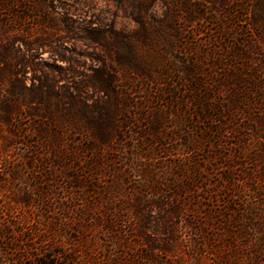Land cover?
I'll return each instance as SVG.
<instances>
[{
	"label": "rangeland",
	"instance_id": "1",
	"mask_svg": "<svg viewBox=\"0 0 264 264\" xmlns=\"http://www.w3.org/2000/svg\"><path fill=\"white\" fill-rule=\"evenodd\" d=\"M135 1L13 0L0 9V21L8 24L12 15L11 8L7 9L11 4L21 16L10 25L14 30L8 38L9 49H1L14 57L12 68L17 76L11 87L20 88L23 98L29 97L36 108L48 97L52 103L64 105L68 102L66 97L72 96L83 107L84 114L92 117L91 112L109 105L115 125L122 131L118 133L114 150L93 156L101 159L100 163L104 162L103 167L89 171L92 154L81 152L85 151L86 138L91 133L81 134L70 125L58 128L54 122H45L51 125L53 132L69 139L63 143L64 154L59 155L62 159L66 156L67 162L61 168L56 166V156L45 155L44 145L38 143L37 131L43 123L38 118L28 117V113L22 111L10 127H0V207L6 209L13 205L9 203L13 196H30L32 202L35 201L34 206L18 205L13 215L4 210L7 213L4 222L21 218L23 226L18 229L24 232L20 236L7 235L8 240H16L9 245L11 258L7 255L1 259L6 263L10 261L8 264L13 261L34 264L28 258L33 255L36 260L47 256L53 259V264H72L62 258L73 257H77L76 264L99 260L104 261L103 264L108 260L122 264L123 258L128 256L145 257V248L137 247V238H130L129 234L130 226L137 223L136 218L119 208L124 202L134 201L136 205L139 200L137 217L140 226L146 225L139 228L149 231L151 237L161 238V232L156 234V231H161L166 220L174 221L176 241L171 244L178 246V257L187 261L189 258L182 251L197 234L189 222L200 224L203 231L210 233L206 224L213 225L214 217L222 215L223 209L243 206L241 200L231 202L226 190L219 188L223 185L222 178L232 176L222 165L240 163L230 157L239 153L235 145L237 138L230 135L222 138L223 147L199 140L200 127L204 125L195 122L193 104H181L183 94L178 90L181 83L176 79H166L164 86L153 85L146 91V77L132 76L130 80L124 74L120 77L116 63L120 58L126 60L128 54L121 57L114 46L122 36L139 30L129 8ZM148 5V15L162 18L165 8L161 0H153ZM243 25L236 29H242ZM201 27V23H194L196 34L190 29L186 34L193 44L204 43L212 36L205 29L197 36ZM103 36L105 42L101 40ZM222 59L229 62L225 56ZM2 65L0 63V67ZM122 78L126 81H120ZM107 84L127 94V108L125 100L109 99L101 92V86ZM8 87L6 83L0 90L4 97L8 96ZM145 97L149 100L145 101ZM177 100L184 112L176 110ZM123 109L127 114H121ZM125 117L126 122H122ZM157 117L163 119L160 138L151 135L155 133L150 130L152 125H157ZM9 129L14 134H10ZM77 148H80L77 154L82 157L81 161L72 162L70 153ZM219 151L229 157L214 159L213 154ZM90 172L94 174L92 177ZM193 174L196 179L191 178ZM75 176L79 180L72 178ZM233 177L241 180L245 175ZM183 184H189L191 192L181 195L177 188ZM237 188L239 196L245 200V195H249L246 187L239 184ZM108 198L114 199L110 206H107ZM112 204L117 208L106 213ZM178 207L180 216L171 214ZM104 213L107 220L118 223L107 232L98 226ZM31 232L34 233L32 238ZM27 237L31 239L21 242ZM122 238L127 239L124 250L118 246ZM117 255L121 257L115 259ZM135 263L148 264L143 259Z\"/></svg>",
	"mask_w": 264,
	"mask_h": 264
},
{
	"label": "trees",
	"instance_id": "2",
	"mask_svg": "<svg viewBox=\"0 0 264 264\" xmlns=\"http://www.w3.org/2000/svg\"><path fill=\"white\" fill-rule=\"evenodd\" d=\"M12 1L0 0V9ZM151 1L153 0H136L134 4L129 5L139 30L131 35L122 36L114 46L121 57L125 58L128 54L126 60L120 58L116 63L120 77L123 74L127 80L132 76L146 77L144 87L146 91L153 85L164 86L166 79L174 81L176 79L181 83L180 88H177L183 94L181 104H193L197 116L195 122L204 125L200 127L199 140L223 147L222 138L227 135L237 138L235 145L238 146L239 153L237 155L233 153L230 157L240 160V163L222 165L232 176L222 178L223 185L219 188L226 190V196L231 202L241 200L240 204L243 206L239 209H223L222 215L214 217L213 225L206 224L210 233L203 231L200 224L189 222L197 234L191 244L184 246L185 250L182 252L189 259L183 261L178 257V246L171 244V241H176L174 221L166 220L161 231L155 228L156 234L161 232V238L151 237L149 231L143 232L140 229L146 227L143 224L140 226L137 217L140 200L136 201V205L134 201L124 202L119 208L128 211V214L130 213L137 221L134 226H130L132 228L130 238H137L135 245L145 248V257L137 254L128 256L127 259L123 258L125 262L122 264H137L135 263L137 259H143L148 264H264V0H161L165 13L162 18L157 19L147 13ZM12 6L11 4L7 9L11 8L10 23L0 21V63L3 64L0 67V90L5 88L6 83L10 85L6 93L8 96L4 97L0 91V127H10L22 111L28 113V117L38 118L43 122L37 131L40 141L38 143L44 145L45 155L56 156L58 160L56 166L61 168H64L67 162L66 156L62 159L59 155L64 154L63 143L69 139L63 134L53 132L51 125L45 122L50 124L54 122L58 128L70 125L81 134L91 133L86 138L88 143L85 151L81 153L92 154L89 171L100 169L104 162L100 163L101 159L93 156L96 154L100 156L101 152L104 154L108 149L114 150L113 145L118 133L122 132L115 125L109 105L104 104L105 107L100 111L91 112L92 117H89V113L84 114L83 107L74 101L72 96L66 97L68 102L64 105L52 103L48 97L36 108L31 105L34 102L30 101L29 97L23 98L20 88L11 87L17 76L12 68L14 57L2 52L1 49H9L8 38L14 30L10 25L12 21L17 22L21 19L18 11ZM194 23H201L203 26L198 29L197 36L205 29L211 33V38L198 44H193L186 38L189 29L196 34L193 30ZM240 24H244L242 29H236ZM228 39L231 40L230 43ZM101 40L105 42V36L101 37ZM145 50L147 55H144ZM223 56L228 59V63L222 59ZM120 81L126 80L122 78ZM101 92L109 99L125 100L124 106L127 108V94L123 90L119 93L115 87L107 84L101 86ZM144 100L147 101L149 98L145 97ZM178 100L176 110L179 113L184 112L185 109ZM121 114H127L126 110L123 109ZM126 119L127 117L122 122H126ZM237 119L239 121L234 122ZM156 120L157 125L150 128L155 134L151 135L160 138V129L163 126L160 121L163 119L157 117ZM9 133L14 134L11 129ZM77 152L80 153V148L70 153V161H81L82 157ZM212 157L224 159L229 155L219 151ZM107 160L112 161L110 158ZM236 174H243L245 178L236 179L233 177ZM93 175L90 172L89 176ZM72 178L79 180L78 176ZM191 178L197 177L193 174ZM239 184L244 185L249 192V195H245V200L241 198L242 195L239 196L237 188ZM177 190H180L181 195L191 192L189 184H183ZM40 200H43L42 197ZM107 200V206L114 201L110 198ZM9 203L13 205L6 209L0 207V264L10 262L6 263L1 259L7 255L11 258L9 245L10 242H16L14 238L8 240L7 235L24 234L23 230L18 229L23 226L21 218L14 217L15 220L11 223L4 222L7 215L4 210L13 215L18 205H35L30 196L18 198L13 196ZM116 208V205L110 209L107 207L106 213ZM180 212L181 209L178 207L171 214L180 216ZM106 213L101 215L98 226L107 232L108 229L118 226V223L107 220ZM46 229L49 230L48 227ZM31 238H22L21 242H27ZM130 238L129 240H132ZM123 239L118 244L122 250L125 249L127 241ZM120 257L117 255L115 259ZM211 257L213 259H210ZM28 258L32 259L34 264H53V259L44 255L43 260H36L34 255ZM76 259L77 257L62 258L72 264H76ZM210 260L212 262H209ZM99 261L91 263L104 262ZM120 263L107 261V264ZM13 264H17L16 261H13Z\"/></svg>",
	"mask_w": 264,
	"mask_h": 264
}]
</instances>
